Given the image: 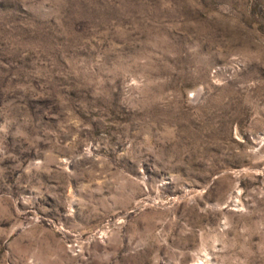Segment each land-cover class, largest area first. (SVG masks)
I'll list each match as a JSON object with an SVG mask.
<instances>
[{
  "label": "rangeland",
  "instance_id": "obj_1",
  "mask_svg": "<svg viewBox=\"0 0 264 264\" xmlns=\"http://www.w3.org/2000/svg\"><path fill=\"white\" fill-rule=\"evenodd\" d=\"M0 264H264V0H0Z\"/></svg>",
  "mask_w": 264,
  "mask_h": 264
}]
</instances>
